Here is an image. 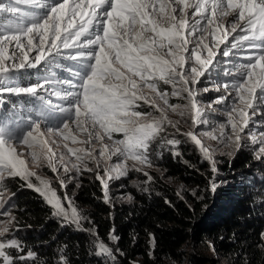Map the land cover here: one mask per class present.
<instances>
[{
    "label": "snow or ice",
    "instance_id": "1",
    "mask_svg": "<svg viewBox=\"0 0 264 264\" xmlns=\"http://www.w3.org/2000/svg\"><path fill=\"white\" fill-rule=\"evenodd\" d=\"M229 17L231 21L226 22ZM221 64L225 65L223 75L230 79L211 89L201 88L202 78L211 79L214 71L219 77ZM40 67H46L51 75L37 72V83L25 86L19 82L29 69ZM54 69H67L73 78L58 79ZM161 82L170 85L171 92L162 91ZM212 90L222 94L208 107L226 120L211 122L217 124L218 136L214 135L216 128L200 135L239 151L245 147L241 141L248 130L252 145L259 146L255 159L264 162V130L258 131L264 129V0L0 3V209L10 205L15 195L5 198V181L19 178L23 181L20 187L37 193L62 227L74 226L93 238L96 257L106 264H118V255L124 253L118 247L120 237L115 228L108 234L112 246L100 239L95 227L85 228V221L92 222L75 206L74 193L66 191L68 185L75 182L79 188L78 178L83 172H94L104 203L111 204L110 181L135 171L147 177L145 184L151 182L145 167L152 166V141L165 131V125L180 132L179 122L168 119V110L190 115L193 129L208 125L207 114L198 107V96ZM5 96L17 98L9 113L4 105L11 101ZM172 97L184 103L170 104ZM141 103L159 115L139 111ZM229 126L230 133L226 130ZM114 133L123 138L114 139ZM181 135L196 146L215 177L218 149L205 146L194 130ZM57 137L63 139L67 151L56 153L50 147L59 146ZM69 141L82 146H69ZM166 143L175 148L181 141L168 139ZM179 155L173 151L174 157ZM114 156L118 158L115 164L110 163ZM42 160L65 190L63 196L58 195L50 179L33 170ZM89 162L95 167H89ZM217 187L212 179L206 190L215 193ZM191 195L199 198L196 190ZM128 200H132L131 195ZM165 202L171 206L170 201ZM0 215L8 218L0 222V264L35 261L33 251L21 254L24 247L18 239L4 238L15 217L6 210ZM149 237L151 257L155 237ZM261 237L264 239V233ZM10 249L17 255L13 256ZM58 264L68 262L62 259Z\"/></svg>",
    "mask_w": 264,
    "mask_h": 264
},
{
    "label": "trees",
    "instance_id": "2",
    "mask_svg": "<svg viewBox=\"0 0 264 264\" xmlns=\"http://www.w3.org/2000/svg\"><path fill=\"white\" fill-rule=\"evenodd\" d=\"M198 159L195 147L184 144L176 159L165 155L162 160V166L169 174L201 189L197 191L198 200L191 196V208L190 204L175 197L171 188L157 182L155 190L147 193L130 188L134 191L133 201L111 207L101 200L100 183L96 179H83L76 188L74 201L84 207L100 239L112 246L108 234L113 228L120 237L118 247L124 255H118V264H165L163 256L179 261L184 258L187 264H209L211 260L200 253L188 251L184 255L180 251V245L191 237L208 238L225 256L226 264H264L261 237L264 179L261 186H256L253 180L233 181L238 177H249L254 168L250 152L239 150L218 167V180L225 178L226 181L217 184L215 193L206 190L212 171ZM134 176L130 171L129 177ZM22 183L19 178L5 181L10 195L15 193L10 205L6 206L15 217L16 227L25 233L26 245H30L36 254L35 261L30 260L29 264H58L62 259L68 264H106L92 252L91 237L87 232L72 226L62 227L42 198L26 187L21 188ZM149 234L155 237L151 257L148 255L151 251Z\"/></svg>",
    "mask_w": 264,
    "mask_h": 264
},
{
    "label": "rangeland",
    "instance_id": "3",
    "mask_svg": "<svg viewBox=\"0 0 264 264\" xmlns=\"http://www.w3.org/2000/svg\"><path fill=\"white\" fill-rule=\"evenodd\" d=\"M8 0H0V3H7ZM21 7H26L25 5H21ZM231 18H226V22H230ZM14 22V19L12 21H9V23ZM219 35V34H217ZM34 55V53L32 54ZM223 59V58H221ZM65 64H68L69 62L65 61ZM225 67L224 64H221L219 67V71H220V75L217 78L216 72L214 71L212 73V78L209 79L207 77L202 78V83L200 84V87H209L214 88L215 84H221L225 81L230 79V77H226L223 75V68ZM58 70L59 69H54V71L56 72V78L58 79H62L64 80L59 74H58ZM67 70V69H64ZM37 72L39 73L40 76H44V75H51V73L48 71V69L46 67H40L38 69H29L27 74H23L25 77H20L19 78V82L23 83L25 86L32 83H37L35 82L38 81V76L36 75ZM30 77V79H28ZM33 78V79H31ZM66 87V85H65ZM160 89L162 91H167V92H171V86L170 85H164L162 82L159 85ZM221 92H217V91H209L208 93H202L200 96H198V99L200 101V104L198 105V107H202L205 111V113L208 116V119L210 121V123L208 125H204V124H200L198 125L195 129L192 128V121L190 118V115L185 114L184 116H180L178 113L176 112H172L170 109L167 112V117L168 119H171L173 121H178L179 122V128H180V132L177 133L175 131V129H172L171 127H168L167 125H165V131L161 132L157 138L155 140L152 141L151 145H150V149H149V159L152 161V166L151 167H145V170L149 173V175L152 176V181L145 184L144 181L147 180V177H145L143 175L142 172L138 173V172H134V177H129V174L125 177H121L119 180H112L110 181V191L109 194L111 196V200L112 203L108 204L110 207L113 205H119L121 203H130L133 201V192H148L151 190H155V182L165 185L169 188L172 189L175 197L180 198L178 193L180 195H183L184 197V201H187L188 204L191 205V193L193 190L199 191L201 189H197L195 186H192L191 184H188L186 182H182L181 180H179L176 176L171 175L167 172L166 168H164L162 166V160L164 159V156H170L173 159H176V157L173 156V151H178L180 153V147L184 144H188L190 146H194L196 149L197 154L199 155V161H202L201 157H200V153L198 151V149L196 148V146L190 142L189 140H187V138L183 135H181V133L190 131V130H194L197 134H198V138L201 139V142L205 145L208 146L210 148L213 149H218V151H216L215 153V159L217 161V169L218 172L217 174H220L219 172V166L224 162V160L228 161L236 152L234 148H229L226 147L224 145H220L217 143L216 140L211 139L208 136H203L200 135V133L203 132H212L213 128H216V131L214 132V135H219V129L217 124L211 123L212 121H216V122H224L226 120V118L224 116L219 115L216 112H212L211 109L208 107L209 104H212L213 101L219 96L221 95ZM4 99L6 101H11L10 103H6L4 105V111L6 113H9L12 110V106L13 104L17 103V98L16 97H9V96H5ZM55 99V98H53ZM24 103L26 106L30 107V105H28L27 103V98H24ZM170 104H182L184 103V101L180 100L178 97H172L169 100ZM18 107V105H17ZM214 107H220L219 105H214ZM139 111L141 112H153L154 115H159L158 112H155L154 109L149 108L147 105H144L143 103H141L140 107L138 108ZM251 111V110H249ZM258 119V117H257ZM54 122V121H53ZM253 128H255V125H252ZM229 133L231 132V128L230 126L226 129ZM259 130H264V129H258ZM247 131L244 134V138L241 141L245 147H243L241 150H245V151H249L251 156H252V161H254L253 166L254 168H252L251 172L249 173V177H238L236 180H233L234 182H248L249 180H253L255 185H259L261 186V181L264 179V162L258 161L255 159V149H258V145H252L251 140L248 138L247 136ZM114 139H122V134H118V133H114L113 134ZM51 139V138H49ZM58 141H60L59 146L57 144H51L50 147H52L54 149V151L56 153H59L61 150L63 151H67V149H65L63 147L64 141L62 138L57 137L56 138ZM78 139H83V137L78 135ZM168 139H177L180 140L181 143L179 145H176L175 148H173L172 145H168L166 143V141ZM69 146H82V145H72L71 142L69 141ZM232 154H229V153ZM29 160V165H31V157L28 158ZM74 160V157H73ZM118 162V158L117 157H112V160L110 161V163H117ZM204 164H206V166L210 168V165L207 161H202ZM128 164L130 165L131 162L129 161ZM89 167H95V165L91 164V162H89ZM33 170H35L38 174H40L41 176L48 178L52 181V185L53 187L56 188L58 195L63 196L64 194V189H61L59 186L58 181H56L55 179V174L52 173V171L50 170V168L47 166V162L46 160H42L40 167L34 168ZM101 170H103V165H101ZM61 174L63 175V169L61 168ZM217 174L213 175L210 177L209 181L212 179L216 180L217 184H223L225 183L226 179H220L218 180L217 178ZM72 175H74V173H72ZM95 179V173L94 172H83V174L78 178L79 179V183H81L83 181V179ZM33 180H35V177H33ZM230 181V180H229ZM232 181V180H231ZM99 182V181H98ZM138 185V187H137ZM249 187V186H248ZM76 183L73 182L72 184L68 185L67 188V192L69 195H73V193L76 190ZM130 188H133L134 191H132ZM147 188V191H144L143 189ZM8 189V188H7ZM100 190H101V186H100ZM9 189L8 192L5 194V198H7V196H9ZM131 195L132 200L129 201L128 200V196ZM100 198L102 201L103 200V192L101 190V195ZM197 200L200 198L195 197ZM74 199V198H73ZM75 202V201H74ZM75 206L77 207V209L79 211H81L82 215L86 216L84 207L79 206L75 203ZM9 206L5 205L4 209H0V211H9L8 210ZM65 207H67V202H65ZM70 211V209H69ZM11 212V211H10ZM12 215V213H11ZM8 218L4 215H0V222H3L5 220H7ZM59 221V220H58ZM59 223H61L59 221ZM74 227V226H72ZM84 227L85 228H91L93 227L91 225V223H88L87 221L84 222ZM262 233H264V230L262 231ZM24 235L25 233L18 229L16 227V224L12 221V225L10 228L9 233H7L5 235V239H11V238H16L18 239L22 246L24 247V252L25 253H21V254H26L29 250L32 251V248L30 245H26L25 240H24ZM26 238V237H25ZM27 240V238H26ZM263 241V245L262 247L264 248V239H262ZM106 243V242H105ZM91 244H92V252L95 253V248H94V244H93V238L91 237ZM107 244V243H106ZM109 245V244H108ZM110 246V245H109ZM180 251L184 253V255L186 254V252L188 251H193V252H197L200 253L206 257H208L211 261L209 264H226V258L225 256L221 255V253H219V251H217L212 245L211 242L208 238H202V239H194V238H188L186 240V242H184L183 244L180 245ZM13 256L17 255V252L15 249H10L9 250ZM163 262L165 264H187L186 259H181L179 260H174L171 259L169 257L163 256L162 258Z\"/></svg>",
    "mask_w": 264,
    "mask_h": 264
}]
</instances>
